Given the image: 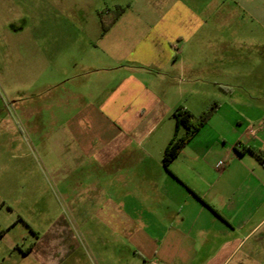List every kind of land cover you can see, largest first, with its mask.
<instances>
[{
  "label": "crops",
  "instance_id": "obj_1",
  "mask_svg": "<svg viewBox=\"0 0 264 264\" xmlns=\"http://www.w3.org/2000/svg\"><path fill=\"white\" fill-rule=\"evenodd\" d=\"M115 2L118 19L103 31L97 12L83 40L49 22L59 0L24 25L16 0H0L15 12L0 79L40 74L42 96L63 87L67 99L44 107L65 112L56 121L72 158L81 150L102 166L64 194L45 230L25 219L0 227V264H264V166L247 151L264 153V0ZM214 102L166 170L173 112ZM19 223L27 247L26 233L9 237Z\"/></svg>",
  "mask_w": 264,
  "mask_h": 264
},
{
  "label": "rangeland",
  "instance_id": "obj_2",
  "mask_svg": "<svg viewBox=\"0 0 264 264\" xmlns=\"http://www.w3.org/2000/svg\"><path fill=\"white\" fill-rule=\"evenodd\" d=\"M115 1L118 0H59L61 9L53 15L50 13L49 22L64 24L65 39L69 38L67 34L70 39H88L93 35V26L99 24L98 13L115 7ZM44 2L47 0H16L19 12L29 15L28 20L18 17L17 23L39 22L41 3ZM7 8L3 4L1 7L0 3L2 47L9 36L6 26L15 13L12 10L10 13ZM24 37L23 34L16 38ZM0 67L7 69L4 63ZM41 84L40 74L36 79L21 77L14 82L6 75L0 79V227L25 219L45 230L48 220L57 216L64 194H73L74 183L89 184L88 168L102 167L93 156L81 150L76 158H72L70 151L74 150L75 144L70 139L64 141L66 129L56 121L65 112L44 107L57 97L67 99L63 87H55L42 96ZM74 168L77 171H73ZM20 233H26L28 237L20 246L27 247L33 235L25 224L14 227L9 237L14 239Z\"/></svg>",
  "mask_w": 264,
  "mask_h": 264
},
{
  "label": "trees",
  "instance_id": "obj_3",
  "mask_svg": "<svg viewBox=\"0 0 264 264\" xmlns=\"http://www.w3.org/2000/svg\"><path fill=\"white\" fill-rule=\"evenodd\" d=\"M124 8L116 6L113 10L107 9L100 12V19L102 22L103 31H107L110 25L115 22L122 14ZM111 17V22L106 25L104 17ZM218 108L217 102H214L208 109L200 113L199 115L193 114L191 111L184 107L177 108L172 117L176 123V129L174 137L169 142L163 155V165L166 170L169 171L170 164L179 155L180 150L198 133V131L209 121L212 115ZM181 128L185 129L183 136H179ZM247 151L256 158V160L264 166V153L258 148H247Z\"/></svg>",
  "mask_w": 264,
  "mask_h": 264
},
{
  "label": "built area",
  "instance_id": "obj_4",
  "mask_svg": "<svg viewBox=\"0 0 264 264\" xmlns=\"http://www.w3.org/2000/svg\"><path fill=\"white\" fill-rule=\"evenodd\" d=\"M150 264H159V263L156 261H151Z\"/></svg>",
  "mask_w": 264,
  "mask_h": 264
}]
</instances>
